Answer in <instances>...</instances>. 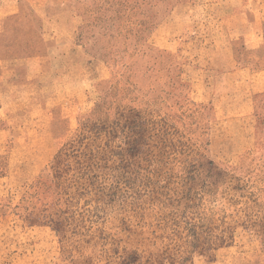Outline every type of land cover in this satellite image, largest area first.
Segmentation results:
<instances>
[{
	"label": "rangeland",
	"instance_id": "obj_1",
	"mask_svg": "<svg viewBox=\"0 0 264 264\" xmlns=\"http://www.w3.org/2000/svg\"><path fill=\"white\" fill-rule=\"evenodd\" d=\"M0 264H264V0H0Z\"/></svg>",
	"mask_w": 264,
	"mask_h": 264
}]
</instances>
